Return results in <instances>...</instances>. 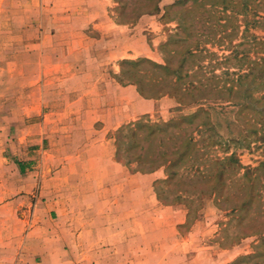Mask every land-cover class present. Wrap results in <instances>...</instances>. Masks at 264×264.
Wrapping results in <instances>:
<instances>
[{
  "label": "rangeland",
  "instance_id": "374dc122",
  "mask_svg": "<svg viewBox=\"0 0 264 264\" xmlns=\"http://www.w3.org/2000/svg\"><path fill=\"white\" fill-rule=\"evenodd\" d=\"M42 1L34 0L39 3L32 7L36 18L42 8L53 7L51 0H44L47 2L44 5ZM144 2L110 0L108 7V15L115 24L130 31L133 57L111 59L107 49L111 44L108 45L107 40L90 25L86 30L98 40V44L85 60L106 62L104 68L107 70L100 68L91 72L100 71V77L132 85L137 92L129 62L146 60L171 68L181 64L182 79L178 85L187 91H180L177 96L169 91L155 96L157 99L151 100L159 103L154 114L143 115L107 134L114 143L116 160L108 173L115 179L117 187L120 186L118 180L128 174L159 176L148 189L153 204L147 199L145 240L131 239L125 252L118 251L116 247L113 261H106V249L109 247L100 242L95 251L101 260L92 264H254L255 260L241 263V259L261 247L264 251V141H255V136L250 134L244 142L245 133L241 131L253 129L252 125L258 119V108L264 104L258 100L264 97V1L199 0L201 5H198L192 0L182 4H176L180 0H161L159 13L140 15ZM20 3L11 5V0H6L1 7L4 19L0 22V49L4 54L0 55V67L3 68L0 70V76H3L0 109L3 111L11 104L19 109L26 106L25 63L31 54V51L26 52L28 47H34L35 96L41 95L42 33L44 28L49 30V25L58 24L43 22L39 18L32 23L13 22L11 13H22L25 9ZM169 4L175 5L164 14ZM114 44L116 47L121 41ZM16 46L18 50H11ZM144 49L147 56L143 55ZM187 51H193L195 55L181 63ZM116 70L117 74L114 73ZM89 73L83 70V74ZM138 73L144 83L156 75L148 63L139 65ZM170 80H175V77L171 75L163 85L167 87ZM148 94L151 95L150 92ZM179 95L183 99L180 103L184 105L178 103ZM36 109H42L41 101L36 102ZM194 112L199 113L198 118L185 126L183 138L192 136L201 140L195 153L198 157L195 163L199 167L197 172L180 171L182 176L188 175L185 180L176 185L178 176L165 184L164 168L152 173L139 172L142 169L128 160L131 153H139L138 149L127 151L126 143L131 139H127L124 128L128 125L139 121L162 124ZM100 124L98 121V126ZM203 124L205 126L201 128ZM143 133L139 131L138 136ZM165 136L158 135L156 139L143 143L140 141V145L154 151L161 139L166 143ZM215 139L218 143L212 144ZM245 143H249L248 146H244ZM232 154L237 163L227 160ZM60 162L56 161L51 171V199L56 205L60 188L65 189L64 182L59 180ZM99 169L100 173L107 172L101 171V166ZM86 170V167L71 168L73 174L76 171L87 173ZM121 176L124 177L119 178ZM128 180L124 181L125 185H134ZM90 188L88 183L71 187L72 191L78 190L79 194L84 191L86 195ZM40 189L39 184L36 190ZM259 261L264 264V258Z\"/></svg>",
  "mask_w": 264,
  "mask_h": 264
},
{
  "label": "crops",
  "instance_id": "0c3cea01",
  "mask_svg": "<svg viewBox=\"0 0 264 264\" xmlns=\"http://www.w3.org/2000/svg\"><path fill=\"white\" fill-rule=\"evenodd\" d=\"M5 1L0 0V22ZM22 1L11 0V5L25 7L24 13H11L13 22L32 23L39 18L58 24L42 33L41 95L35 96L34 47H28L26 106L19 109L11 104L5 111L0 109V264L97 263L101 259L95 247L100 242L109 247L106 261H113L116 247L125 252L131 239L145 240L147 199L153 201L148 189L159 175L128 174L119 177L122 187H117L108 173L116 160L107 134L154 114L159 102L142 98L132 85L91 72L107 70L106 62L85 60L98 44L86 30L90 25L111 44L107 47L111 59L133 57L130 31L108 15L110 0H51L53 7L42 8L38 18L32 7L39 3ZM115 41L121 44L115 47ZM83 70L90 73L83 74ZM37 101H41L40 111ZM56 161H61L59 180L65 188H60L57 205L51 199ZM73 166L86 167L88 172L73 174ZM99 166L107 172L100 173ZM127 179L134 185H125ZM79 183L89 184L87 195L72 191V185ZM39 184L41 189L36 190Z\"/></svg>",
  "mask_w": 264,
  "mask_h": 264
},
{
  "label": "trees",
  "instance_id": "16d2710c",
  "mask_svg": "<svg viewBox=\"0 0 264 264\" xmlns=\"http://www.w3.org/2000/svg\"><path fill=\"white\" fill-rule=\"evenodd\" d=\"M138 1V0H136ZM141 1V0H140ZM144 1V0H143ZM143 4H141V11L140 15H145V14H151V13H159L160 12V2L161 0H145ZM181 2L176 3V4H182L187 2L188 0H180ZM248 2V0H243ZM264 1V0H259ZM223 2V1H222ZM193 4L201 5V2L199 3V0H192ZM172 5L175 4H169L167 7L164 9V14L167 13V9L170 8ZM245 7V11L247 10V7ZM264 42V41H263ZM263 44V43H261ZM195 53L193 51H187L186 58L184 57L182 59L183 63L185 59L189 57H193ZM148 63L150 64L151 69L156 73V75H152L148 79L147 82H143L141 76L138 74V68L139 65ZM131 68H132V73L131 77L135 79V85L137 87L138 93L140 94L141 97L144 99H157L155 96L162 95L164 93L170 92L173 95L177 96V94H180L179 92H186L187 89L183 88L181 89L180 86L178 85V82L181 81L182 76H181V70L182 66L181 64L177 68H171L169 65H157L155 63H152L150 61L146 60H140L137 62H129L128 63ZM157 73H162V75H158ZM173 75L175 77V80H170L167 82V87L163 85V82L165 79H168ZM193 88V86H192ZM167 89V90H166ZM150 92L151 95L148 93ZM180 96V95H179ZM178 97V103L181 101L183 102V99ZM259 101H264V97H260L258 99ZM184 105V104H183ZM200 111V110H199ZM198 111V112H199ZM198 112H194L189 115H183L180 116L179 118L167 122V123H162V124H151L143 121H139L135 124L128 125L126 129L127 133V139L130 138L131 141H127L126 145L127 146V151L131 152L132 149H138L139 153H131L132 155L128 158V160H132L134 164H136L140 169L138 170L139 172H145V173H152L160 168H164L166 170V178L163 180V183L168 184L170 181L173 179L177 178L178 176L180 178L176 179L178 182H176V185L181 183V181L185 180L188 175L184 174L185 176H182L180 171L185 170L186 172H192L199 169L198 166H195V163L198 161V157L195 156V153L198 151V145L201 143V140H196L192 136L189 137H184L183 138V133L186 131L185 126L191 125L197 118H198ZM258 119L256 122L253 123L252 125V130L248 132V130L244 129L243 132L245 133L243 141L246 142L248 140L247 138L249 135L255 136V141H264V104L261 105L258 108ZM205 126L204 124L201 125V128ZM142 131L144 132L143 135L138 136V132ZM165 134L166 136V143L163 139L159 141V144L155 148L154 151H151L150 147H144L143 145H140L143 142H147V140H153L156 139L158 135H163ZM250 135V136H251ZM164 137V138H165ZM137 138H140L139 141L136 140ZM203 142V141H202ZM218 143V140L215 139V141L212 142V144ZM249 143H245L244 146H248ZM119 150V149H118ZM228 161H231L233 163H237L234 155H230L227 159ZM129 162L128 164H130ZM127 165V164H126ZM195 168V169H194ZM189 174V173H188ZM183 190L181 191V193ZM185 192V191H184ZM264 239V235H262ZM262 248V247H261ZM258 249L254 254L252 255H247L241 259L242 262H249L252 260H255L254 264H262L259 260L260 258H264V251L263 249ZM234 264H239L234 263Z\"/></svg>",
  "mask_w": 264,
  "mask_h": 264
}]
</instances>
